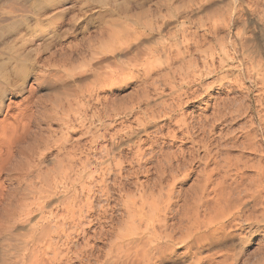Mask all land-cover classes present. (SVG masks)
<instances>
[{
    "label": "clouds",
    "instance_id": "1",
    "mask_svg": "<svg viewBox=\"0 0 264 264\" xmlns=\"http://www.w3.org/2000/svg\"><path fill=\"white\" fill-rule=\"evenodd\" d=\"M0 264H264V0H0Z\"/></svg>",
    "mask_w": 264,
    "mask_h": 264
}]
</instances>
